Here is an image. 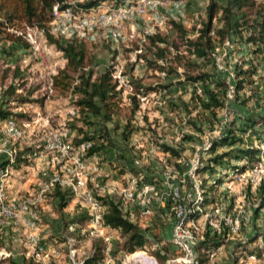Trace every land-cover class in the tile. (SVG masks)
Instances as JSON below:
<instances>
[{
  "label": "rangeland",
  "instance_id": "374dc122",
  "mask_svg": "<svg viewBox=\"0 0 264 264\" xmlns=\"http://www.w3.org/2000/svg\"><path fill=\"white\" fill-rule=\"evenodd\" d=\"M0 1L11 7L15 0ZM63 1L76 5L86 0L81 2ZM217 1L220 5H224L226 2V0ZM254 1L258 4L263 0ZM206 2L207 0H190L177 15H168L163 9L147 11L142 17H134L118 23L117 30L113 26L97 25L90 29H77L80 32H76L77 19L69 24L58 20L53 22L52 15L49 21L44 22L46 31L55 38L74 40L83 44V70L90 72L91 78L97 76L105 68L111 70V79L116 84L115 90H118L114 96L118 105L109 121L104 122L100 118L89 115L87 121L91 124L84 123L83 117L74 107L73 102L76 98L74 93L70 90L53 88L51 85V77L65 66L66 61L63 54L46 41L41 28L36 24H28L25 17L18 13V17L21 18L15 19L12 26L4 28L0 35V103L7 100V97L2 95V91L9 83L16 87V95L25 96L30 91L28 98L36 99V102L17 104L15 101H10L8 103L13 112H22L25 115L16 117L17 125L25 129V136L19 140V144L21 146L38 144V139L47 130L55 129L64 130L67 137L74 142L81 136L78 128L82 132L93 133V130L102 131L104 125L107 132V136L104 138L105 147L96 153L99 156L98 174L95 176L96 185H90L96 190L95 197L108 196L114 200H120L124 212H128L134 206L139 207L140 202H147L149 211L164 208L162 220L165 223H171V216L168 215V189L175 188L177 183L178 199L186 204L192 198L191 183L187 178L183 179L182 173L188 169L190 162L198 159L199 156L201 158L205 156L202 151L205 139L226 131L232 120L240 123L246 118L256 119L264 106V44H241L236 40L230 42V39H227L216 45L211 53V56L214 54L213 62L201 63V69L214 77L224 78L228 84L234 79V65L246 68L247 61H251L253 65L257 66V71L250 77L254 84L252 86L244 85L239 92L243 95L237 101L245 100L246 102L240 104L235 101H225V106L216 109L214 115L199 107L197 103L195 94H201V83L196 85L177 83L183 80L181 74L183 66L177 67V74L165 76L145 62V59L153 60L152 52L154 50L146 40L145 32L150 31L151 34L165 38L167 42L173 41L180 45L169 21L180 22L186 30L192 32V28L200 27L201 22L205 20ZM70 9L74 12L77 7ZM2 12L3 9H0V20ZM249 18H252L253 21L256 20L253 12H250ZM212 24L219 26L215 20H212ZM247 33L246 29L242 35L246 36ZM27 34L34 35L37 50L34 51L30 46ZM13 36H20L22 40H25L28 44L27 48L9 49L8 38ZM158 46L162 47L164 44H158ZM179 50H182V46L179 47ZM168 52L166 56L171 58L174 50L169 48ZM136 55L141 57H136ZM190 59L200 64L199 60L193 57ZM158 62L161 63V61ZM181 63L182 59H180V63H177L175 59L170 62L172 66ZM15 69L18 72L16 75H14ZM67 72L71 76L72 83H76V73L68 70ZM160 85L165 87H160ZM149 86L155 89L147 90ZM131 96L138 100V110L129 118L132 106ZM127 122L133 129L128 139L125 140L122 133L127 132V127H125ZM196 127L200 130H197ZM240 135L244 143H254L249 134ZM185 136H190V138H185ZM156 141L159 144L165 143L181 148L183 156L180 160L168 158L167 155L159 153L154 148L153 144ZM261 148H264V144L261 145ZM2 157L0 156V158ZM173 162H178L185 170L179 173L175 166L170 164ZM37 164V169L22 171L19 175H15L21 178L17 180L22 182L27 178L29 184L33 182V179L40 180L42 173L51 175L52 172H55L46 158L38 161ZM122 165L125 168L133 166L141 170L142 174L143 172L145 174V170L147 172L152 170L149 174L155 175L154 177L158 181L155 178L154 180L148 178L150 182L142 183L128 172L121 174L119 171ZM166 172L171 176L167 183L169 188L163 184V180L159 176ZM204 176L208 177L204 173L196 175L198 183L202 178H205ZM215 176L216 174L213 173L212 177H208V179L212 180ZM225 179L226 182L229 181L227 177H224L223 180ZM145 183L153 185L154 189H148L145 192L143 189ZM97 187H100L101 190H97ZM123 188L131 189L137 194L134 200H123L120 193ZM221 188L222 191L219 189V193H215L216 200L205 206L213 213V217L219 213L231 215L238 207H248V212L245 210L246 219L241 221L238 234L232 236L224 244L227 249H230L232 255L236 248L235 245H231L232 241L239 242L255 233L258 234L257 236H261V240L264 239V209L261 207L262 201L260 200L262 199L259 198L255 188L237 186L235 182L231 183L228 188ZM56 204V199L49 192L45 201L37 208V233L40 239L45 244L52 241L59 248L55 255L47 253L48 257L44 258L43 264H71L65 251L66 245L62 241L64 238L73 240L70 248L73 252L72 258L76 262L88 256L91 244L96 239H101V242L106 246L104 251L110 258L108 264H165L166 260L177 256V253L169 248V243L166 242H162L158 247L153 246L151 242V244L133 251L132 253L136 252L134 255L122 252L119 250L121 237L118 232L103 226L93 229L94 227L88 225L89 205H83L71 198L67 200L61 210L57 209ZM256 208L258 209L255 212ZM151 213L149 212L144 219L137 218V224H141L140 228L147 229L143 225L147 224V220L151 221ZM202 221L200 220L199 224L202 225ZM147 231L146 233L150 234L151 231ZM0 236H2L0 250L2 249L8 254L0 255V264H9V260L20 264L24 258L28 257V249L19 234L0 228ZM105 237L106 239H104ZM261 242L256 241L253 246L257 249L259 246L262 247V250L259 249V257L263 256L264 260V247ZM223 249L224 247L216 252L215 256H220ZM45 251L47 252V250ZM163 251L164 260H160L154 252L161 254ZM169 263L174 264L171 261ZM211 264H215V261Z\"/></svg>",
  "mask_w": 264,
  "mask_h": 264
},
{
  "label": "trees",
  "instance_id": "16d2710c",
  "mask_svg": "<svg viewBox=\"0 0 264 264\" xmlns=\"http://www.w3.org/2000/svg\"><path fill=\"white\" fill-rule=\"evenodd\" d=\"M100 1L103 0H86L83 3L71 5L63 0H15L11 7H8L3 1H0V9H3L2 19L0 20V35L3 33L4 28L12 26L15 19L21 18L20 16L18 17V13H20L25 17V21L28 24H36L41 28L44 31L46 41L63 54L66 61L65 66L51 77V85L53 88L60 90H70L76 95L73 102L74 107L83 117V122L87 124H91V122L87 121L89 115L106 122L111 119L112 114L115 112L118 104L114 96L118 93V90H115L116 84L111 79V70L105 68L97 76L91 78V73L83 70V44L75 42L74 40L69 41L55 38L46 31L44 22L50 20L51 9L54 4H57L58 9L65 7L89 8ZM111 1L119 4L123 0ZM250 12H253L256 20L253 21L252 18H249ZM212 20L219 23V26H214ZM169 25L176 33L180 45L173 41L167 42L165 38L159 37L157 34H148L145 38L154 49L152 52L153 60L145 59V62L152 65L155 70L163 73L165 76L177 74V67L179 65L183 66L181 72L183 80L177 83H190L193 85L201 83V94H195L199 107L208 110L214 115L216 109H221L225 106V101L238 102L237 100L243 95L239 94V92L243 89L244 85L252 86L254 84V81L250 80V77L257 71V66L253 65L251 61L245 62L247 65L246 68H242L241 65L237 67L234 65V79L229 82L233 86V97L231 100H227L226 90L228 81L224 78L214 77L200 67L201 63L213 62L211 53H213L216 45L221 44L224 40L230 39V42L236 40L241 44H264V0L258 4L254 0H226L224 5H220L217 0H207L205 5V20L201 22L200 27L192 28L191 33L180 22L170 20ZM246 29L248 33L246 36H243L242 33ZM8 39L10 41L8 45L9 49H14L15 47L27 48L28 46L27 42L22 40L20 36H13ZM158 44H164V46L159 47ZM180 46H182V50H179ZM169 48L174 50L171 58H167L166 56L169 53ZM136 57L141 56L136 55ZM190 57L199 60L200 64L192 61ZM174 59L177 60V63H180V59H182V63L172 66L170 62L174 61ZM158 61H161V63ZM67 70L76 73V83H72L71 76ZM16 74L18 72L15 69L14 75ZM160 87L165 86L160 85ZM154 89L150 86L147 88V90ZM15 90L16 87L12 83H9L2 91V95L7 97V100L0 103V122L6 118H12L16 121L17 116H25L22 112H13L12 107L8 105L10 101H15L17 104L31 101L36 102V99L28 98L30 91H28L27 95L21 96V94L16 95ZM130 100L132 106L130 108L129 118L138 110V100L134 96H131ZM245 102L244 100L238 103L244 104ZM102 127V131L98 132L97 130H93V133L82 132L78 128L81 136L76 138L74 142L71 141V143L76 145L83 141H90L91 146L86 154L91 155L99 152L105 147L104 138L107 136L104 125ZM125 127H127V132H123L122 135L126 140L130 136L133 128L129 126L128 122ZM196 129L200 130L197 127ZM240 134H249L253 138L254 143H244ZM185 138L189 139L190 136H185ZM156 142L153 144L154 148L159 153L167 155L168 158L180 160L183 156L181 148H176L165 143L159 144L157 142V144ZM262 144H264V106L256 119L246 118L240 123L232 120L230 127L226 131L208 137L207 148L202 150L205 156L202 158L199 156L195 172L197 174L204 173L208 177H212L214 173L216 176L212 180L204 176L205 178H202L200 181L203 205L216 200L217 196H214V194L216 193L217 186L221 180L223 181L224 177H228V172L245 171L260 156H264V148L262 149L260 147ZM15 146L17 148L13 171L25 165H33V160L28 154H31L35 149L34 144L31 146H21L19 141H16ZM0 164H4V161L1 162L0 160ZM170 164L175 166L179 173L185 170L178 162ZM140 171L133 166L125 168L122 165L119 173L128 172L135 178H138L142 183L150 182L148 178L154 180L155 175L149 174L152 170L148 172L145 170V174L144 172L142 174ZM146 174H149L150 177ZM255 189L259 198L263 199L264 182ZM51 193L57 201L56 205L59 210L66 205L69 198H72L66 189L58 185L54 186ZM96 199L103 206V212L101 214L103 226L110 230H115L121 237V242L119 243L120 251L132 253L136 249H141L145 245L151 244L155 236L153 234H147L145 228H140L137 223L129 220L128 212L123 211V205L120 200H114L108 196H97ZM257 209H255V212ZM59 215L62 217L61 214ZM200 235L201 239L193 243L197 257L196 262L193 264H207L208 259L205 250L216 248L223 243L221 235L211 231L206 226ZM257 235L255 233L245 240L234 244L236 248L232 252L230 264H249L246 257L250 253H254L259 257L262 247L259 246L260 248L258 247L257 249L253 246L255 245ZM1 237L0 248L2 247ZM62 241L64 242L65 238ZM105 247L101 239L94 240L88 256L81 260L82 264H93L101 261L104 257ZM65 251L67 254V248H65ZM154 254L160 260H164V251L161 254L158 252H154ZM9 264L17 263L9 260ZM20 264L39 263L34 262L31 257H26Z\"/></svg>",
  "mask_w": 264,
  "mask_h": 264
},
{
  "label": "built area",
  "instance_id": "2783aa9c",
  "mask_svg": "<svg viewBox=\"0 0 264 264\" xmlns=\"http://www.w3.org/2000/svg\"><path fill=\"white\" fill-rule=\"evenodd\" d=\"M83 0H76L81 2ZM172 5L169 0H123L117 4L112 1H102L89 8H77L72 11L71 7L58 9L57 4H54L51 9L53 22L64 21L69 22L78 20L75 31L77 29L100 26H113L117 30V24L132 19L134 17H142L147 11L163 9L166 14L174 15L180 14L182 4ZM78 4V3H77ZM74 5V3H71ZM167 7L169 9L167 10ZM72 31V30H70ZM62 32V31H61ZM145 35L151 32H145ZM71 35V32L69 36ZM28 42L35 51L37 45L35 43L34 35L27 34ZM214 57V54H212ZM221 68V66H218ZM233 96L232 84L227 85L226 99L230 100ZM25 129L19 127L16 121L12 118H6L0 122V228L8 229L23 238V243L28 249V254L34 262L39 263L41 257L46 255V244L40 239L38 230V210L37 208L45 201L46 195L51 192L55 185L64 188L68 191L70 196L80 202L81 204L89 205V222L94 228L103 226L101 221V214L103 206L99 200L96 199L94 193L96 190L90 185H96L95 176L98 172L99 156L96 153L87 155L86 152L91 146L90 141H83L79 144H72L67 137L66 132L61 129L47 130L46 133L38 139V144H34L35 149L31 154H28L32 160L41 161L47 160L48 164L55 169L51 175L42 173L41 179L35 186L22 193H10L8 185L12 177L13 165L15 164L16 146L15 141H19L25 136ZM208 145V138L205 139L202 145V150L206 149ZM261 147V145H260ZM198 159L192 162L187 170L182 175L191 183L192 198L184 204L178 199L177 183L175 188H169L168 179L171 176L168 172L161 173L160 176L163 184L169 188L168 194V215L171 216L170 225V243L177 253L175 258H170L165 261V264H193L197 257L193 248V243L201 239L200 233L205 226L211 231L220 234L223 241L229 240L232 236L238 234L240 224L243 219H246L245 208L238 207L231 215L219 213L213 217V213L206 209L203 205V194L200 183L196 180V167ZM228 177L232 182L237 183L243 187H258L264 182V157L252 163V165L242 172H228ZM224 181V180H223ZM226 188H228L226 186ZM101 190L100 187L96 188ZM144 191L152 190L153 185H144ZM143 191V190H142ZM145 192H142L143 194ZM123 200H134L135 192L131 189L123 188L121 190ZM261 207L264 209V198ZM140 202V214L146 215L149 213L147 202ZM199 218H202V225L199 224ZM73 240L65 238L64 244L67 248V255L70 258L71 264H82V261L76 262L73 257V252L70 248ZM264 247V243H261ZM158 247L156 243L152 244ZM54 248L50 249V255H55ZM205 250L208 260H211L215 254V250ZM8 255L4 250H0V255ZM249 264H264L263 256L258 257L254 253H250L246 257ZM93 264H108V262L99 261Z\"/></svg>",
  "mask_w": 264,
  "mask_h": 264
},
{
  "label": "crops",
  "instance_id": "0c3cea01",
  "mask_svg": "<svg viewBox=\"0 0 264 264\" xmlns=\"http://www.w3.org/2000/svg\"><path fill=\"white\" fill-rule=\"evenodd\" d=\"M169 2L172 5L175 6L176 3H178V0H169ZM186 3H188V1H186V0H180V2H179L180 5L182 4L181 8H185V5H187ZM167 9H169V7H167ZM37 162L38 161L33 160V162H32L33 165H31V166L25 165V166H22L20 169H17V170L12 172L13 176L11 177L9 185H8V190H9V192L11 194L12 193L14 194L16 192H18L17 194H19V193L22 194V193L32 189L35 186V184L39 181L38 178L37 179H33V182H30V183H32L30 185V183L28 184V182H27V178L25 179V181L20 182L17 179H21V178H19L18 176H15V175H19L20 172H22V171H33V170L37 169L38 168ZM97 174H98V172H97ZM227 178H228L229 181L226 182V179H225L223 182L221 181L219 183V185L217 186L216 194L219 193V191H218L219 189H221V191H222L221 187H226V186L230 187V184L233 183L230 180L229 177H227ZM236 185L239 186L237 183H236ZM214 196H215V194H214ZM223 196H224V193H223ZM73 199L74 198H71V200H73ZM149 212H152L151 216H150L151 217V221L147 220V222H146L147 224L143 225V226L147 227V229H146V230H148L147 232H149V230H150L151 231L150 234H153L155 236L154 239L152 240V244L156 243L158 246H160L162 244V242H166V243H169V248L174 250L173 246L170 244V236H171L170 225H171V223L170 222L165 223L162 220L163 219V214L165 212V209L164 208L163 209L161 208L160 210L152 209ZM128 217H129V220L137 223V218H143L144 219V217H147V214L146 215L140 214V208L134 206V207H132L131 209L128 210ZM200 220L202 221V218H199L198 221L200 222ZM87 223H88L89 226L93 227V225L89 221ZM137 225L139 226L141 224L138 223ZM103 227H105V226H103ZM93 229H99V228H93ZM246 238H248V237L243 238V240H245ZM104 239H106V237ZM243 240H241V241H243ZM227 241H229V240H227ZM227 241H222L223 243L221 245L217 246L218 247V249H216L217 251L215 250L214 256L217 255L216 252L220 251V249L222 247H224V249L219 254L220 256H218V257H216V256L214 257L213 256L211 260H208L207 264H211V263H213V261H215V264H230L231 252H230V249H227V246H224V244ZM256 241H260V242L262 241L261 243H263L264 239L261 240V236H257L256 239H255V242ZM235 243H236L235 241H232L231 245L234 246ZM51 248H54L53 250L56 253H57V250L59 249V248H57V245L54 244L52 241L51 242H47L46 243V250L48 252V255H50L49 251H50ZM134 253H136V252H134ZM134 253H131V254L134 255ZM48 255L46 254L43 257H41L42 259H41V261H39V264H43L44 262H42V261L44 260V258L47 259ZM28 257H30L29 254H28ZM109 260H110V258L107 257V254L104 251V257H103V259L101 261L109 262Z\"/></svg>",
  "mask_w": 264,
  "mask_h": 264
}]
</instances>
